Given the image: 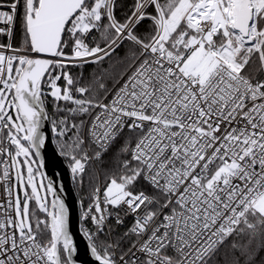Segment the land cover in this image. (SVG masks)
Masks as SVG:
<instances>
[{
    "label": "snow or ice",
    "instance_id": "1",
    "mask_svg": "<svg viewBox=\"0 0 264 264\" xmlns=\"http://www.w3.org/2000/svg\"><path fill=\"white\" fill-rule=\"evenodd\" d=\"M48 124L80 264H264V0H0V264H78Z\"/></svg>",
    "mask_w": 264,
    "mask_h": 264
},
{
    "label": "water",
    "instance_id": "2",
    "mask_svg": "<svg viewBox=\"0 0 264 264\" xmlns=\"http://www.w3.org/2000/svg\"><path fill=\"white\" fill-rule=\"evenodd\" d=\"M50 124L47 125L45 135L47 137V147L41 150V156L44 160L43 171L48 177L54 179L57 184L58 194L65 200L70 208V230L74 234V240L78 245L79 255L76 257L78 264L81 261H91L90 254L87 252V241L83 237L81 228L80 199L75 189L74 181L71 178L68 164L63 156L60 155L54 136L50 131ZM47 181H45L46 183ZM60 186L63 191H60ZM49 199L51 196L49 195Z\"/></svg>",
    "mask_w": 264,
    "mask_h": 264
},
{
    "label": "trees",
    "instance_id": "3",
    "mask_svg": "<svg viewBox=\"0 0 264 264\" xmlns=\"http://www.w3.org/2000/svg\"><path fill=\"white\" fill-rule=\"evenodd\" d=\"M17 35H19L18 28H17ZM121 55H122V53H121ZM108 63H110V61H106L102 66L88 65L86 67L85 71H86L87 74H91V73L94 72V70L98 71V70H100L102 68H106L108 66ZM73 71H76V70H73ZM55 144H56V138H55ZM66 162L68 163L67 160H66ZM74 185H75V189H76V192L78 194V197H79L80 201L83 199L84 202H87L88 191L87 190H83L82 191L81 187L76 182H74ZM85 189H87V184H85Z\"/></svg>",
    "mask_w": 264,
    "mask_h": 264
},
{
    "label": "built area",
    "instance_id": "4",
    "mask_svg": "<svg viewBox=\"0 0 264 264\" xmlns=\"http://www.w3.org/2000/svg\"><path fill=\"white\" fill-rule=\"evenodd\" d=\"M53 136H54V141H55V135L53 134ZM68 164V163H67ZM87 203H88V201L87 202H84V204H85V206L87 205ZM81 213H82V209H81V205H80V215H81ZM85 222L84 221H82L81 220V226L84 224Z\"/></svg>",
    "mask_w": 264,
    "mask_h": 264
},
{
    "label": "rangeland",
    "instance_id": "5",
    "mask_svg": "<svg viewBox=\"0 0 264 264\" xmlns=\"http://www.w3.org/2000/svg\"><path fill=\"white\" fill-rule=\"evenodd\" d=\"M43 194V193H42Z\"/></svg>",
    "mask_w": 264,
    "mask_h": 264
}]
</instances>
